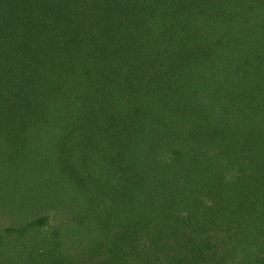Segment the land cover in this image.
<instances>
[{"label":"trees","instance_id":"1","mask_svg":"<svg viewBox=\"0 0 264 264\" xmlns=\"http://www.w3.org/2000/svg\"><path fill=\"white\" fill-rule=\"evenodd\" d=\"M1 220L0 264H264V0H0Z\"/></svg>","mask_w":264,"mask_h":264},{"label":"rangeland","instance_id":"2","mask_svg":"<svg viewBox=\"0 0 264 264\" xmlns=\"http://www.w3.org/2000/svg\"><path fill=\"white\" fill-rule=\"evenodd\" d=\"M10 174H11V176H5V177H1V178H11V179H13V178H15V177H18L20 180H22L27 186L29 185V184H34V176H33V174L32 173H30V172H26L24 175H20L19 174V172H16L15 173V175H14V171H10ZM31 177V182L30 183H28L27 182V179H28V177ZM10 179V180H11ZM9 180V181H10ZM1 208L2 209H4V210H6L7 211V209L4 207V206H1ZM16 210V207H14V208H12L10 211H15ZM23 210V209H22ZM54 219V218H53ZM8 225H10L9 224V222H7V221H4V220H1L0 221V226L2 227V228H4V227H7ZM9 246H10V241H7V242H4V244H2L1 245V248L3 247V250H4V254L6 255V257H10L12 254H7V252H8V248H9ZM3 264H7V263H3Z\"/></svg>","mask_w":264,"mask_h":264}]
</instances>
